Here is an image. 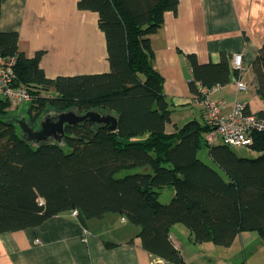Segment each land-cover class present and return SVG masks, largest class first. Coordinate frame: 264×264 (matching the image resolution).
<instances>
[{"label": "trees", "instance_id": "16d2710c", "mask_svg": "<svg viewBox=\"0 0 264 264\" xmlns=\"http://www.w3.org/2000/svg\"><path fill=\"white\" fill-rule=\"evenodd\" d=\"M177 6L178 0H79V10L98 15L105 37L109 71L101 74L50 79L40 67L43 51L27 57L17 33L0 31V55L16 58V85L33 96L30 124L48 109L116 120L114 131L91 120L65 124L62 144L30 141L17 118L8 116L10 102L0 98V234L37 227L65 212L76 211L80 224L118 214L140 228L145 251L170 264H185L169 239L176 223L189 228L197 243L229 247L241 232L253 231L264 240V131L253 134L249 147L262 153L253 159L208 144L212 128L205 121L166 131L172 110L154 69L150 37ZM185 57L194 95L196 82L211 88L239 77L225 54L215 64ZM251 71L264 104V43ZM50 91L55 96H46ZM257 115L264 118V111ZM201 150L212 165L199 159ZM136 169L141 172L118 176ZM171 187L169 203H160V190Z\"/></svg>", "mask_w": 264, "mask_h": 264}, {"label": "crops", "instance_id": "0c3cea01", "mask_svg": "<svg viewBox=\"0 0 264 264\" xmlns=\"http://www.w3.org/2000/svg\"><path fill=\"white\" fill-rule=\"evenodd\" d=\"M78 1L1 0L0 31L17 33L19 49L27 57L43 51L40 67L50 79L106 73V41L98 28V15L79 10ZM150 42L154 69L164 81L172 110L168 133L174 125L205 121L189 88L191 71L186 54H194L200 64L218 63L225 54L230 56L232 69V57L239 54V77H232L226 86L215 85L221 88L210 97L222 104L224 113L236 101L244 102L249 114L264 111L251 71L264 43V0H178L176 13L164 14L163 25ZM239 80L245 90L237 88ZM55 94L50 91L46 96ZM16 107L9 111L14 113ZM46 113L54 120L64 114L51 109ZM205 138L208 144H221L217 138L209 141L210 132ZM167 191L171 200L174 189ZM74 212L52 217L34 228L0 234V264H152L156 259L143 249L140 228L122 216L106 214L80 224ZM169 239L185 264H264V240L255 231L241 232L229 247H221L194 242L190 229L176 223Z\"/></svg>", "mask_w": 264, "mask_h": 264}, {"label": "built area", "instance_id": "2783aa9c", "mask_svg": "<svg viewBox=\"0 0 264 264\" xmlns=\"http://www.w3.org/2000/svg\"><path fill=\"white\" fill-rule=\"evenodd\" d=\"M233 66L238 72H242V60L239 54L234 55ZM16 58L0 55V98L7 100L16 106L29 104L33 100L31 92L22 85H16L14 66ZM198 93L196 99L201 105L204 120L212 128L209 141L214 138L230 148L249 147L253 142V134L264 131V118L257 114H249L244 102L236 101L227 113L223 112V106L213 100L210 95L221 87L207 88L196 84ZM239 90H245V85L239 80ZM77 214V212H74ZM152 264H169L162 259H154Z\"/></svg>", "mask_w": 264, "mask_h": 264}, {"label": "rangeland", "instance_id": "374dc122", "mask_svg": "<svg viewBox=\"0 0 264 264\" xmlns=\"http://www.w3.org/2000/svg\"><path fill=\"white\" fill-rule=\"evenodd\" d=\"M16 105L11 104L10 108H14ZM31 104H21L19 106L16 107V111L14 113L10 112L8 113V116L10 115L11 117L16 116L17 114H21L20 116L16 117L17 118V124L20 127V129L23 132V135L26 137V139H29L28 134L25 132L24 127L25 128H29L30 130H32L33 132H39L42 130V125L48 123V122H56V120H54V116L49 113L44 114L43 116H41V118L36 122V123H31L30 124V120L27 118V111L29 110ZM9 108V109H10ZM66 113H72V112H66ZM95 113V112H94ZM97 113V112H96ZM75 114V113H73ZM101 115V114H100ZM102 116V115H101ZM19 120V121H18ZM96 123V122H95ZM16 124V125H17ZM98 124V123H97ZM57 136L51 135L49 137H43L41 140H37L34 139L35 141L39 142V141H48V140H52V141H58L59 143H61V135L60 133L56 132ZM30 141H33L32 139ZM62 144V143H61ZM232 150L236 153V155L238 157H242V158H248V159H253L256 158L258 156H260L262 153L258 152V151H254L252 150L250 147H234L232 148ZM198 157L200 160H202L204 163H208L210 165H212V162L209 158V155L207 153V150H201L198 154ZM141 172V169H136L133 171H125V172H121L118 176L122 177L126 174H133V173H139ZM169 188L164 189L162 191V193L159 195L158 200L161 203L167 204L169 203V196H168V192L167 191Z\"/></svg>", "mask_w": 264, "mask_h": 264}, {"label": "water", "instance_id": "95a60500", "mask_svg": "<svg viewBox=\"0 0 264 264\" xmlns=\"http://www.w3.org/2000/svg\"><path fill=\"white\" fill-rule=\"evenodd\" d=\"M87 120H91L98 124H110L109 129L114 131L116 128V120L111 116H101L98 113L88 112L82 116H77L73 113H64L61 114L56 122H48L42 125V130L39 132H33L29 128H25V132L28 134L29 139L41 140L43 137H49L51 135L57 136L56 132L63 134V128L65 124H78L81 122H85Z\"/></svg>", "mask_w": 264, "mask_h": 264}]
</instances>
